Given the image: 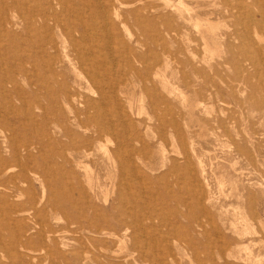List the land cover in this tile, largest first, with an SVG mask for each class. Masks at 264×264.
Instances as JSON below:
<instances>
[{"label": "rangeland", "instance_id": "1", "mask_svg": "<svg viewBox=\"0 0 264 264\" xmlns=\"http://www.w3.org/2000/svg\"><path fill=\"white\" fill-rule=\"evenodd\" d=\"M127 1L128 0H123V3H126ZM132 1L133 0H130V1H128L127 4H124L122 7H120V11H119L120 17L114 19V21L116 23V27L118 28V30L120 32V35L123 36L125 40H126L127 36H129V35H131L134 39H135V37H140V39L143 41L144 44H140L141 46H136V48H138V50L142 53L145 52V54H147V55H150L151 52L162 53V51L167 50L168 51V52L166 51L167 54L176 55L179 59H188L189 58L191 60V58L193 56L194 60H196V62L198 61V64H196V68H198L200 71H199V73H196V74L192 73L190 67L187 64H185L184 62L181 64V63H178L177 61H174V62L172 61L170 67L166 69V75H168V78L172 82L176 81V85H178L179 88L181 87L180 89L182 90V92H184L185 97H186L185 105L178 109L180 113L179 112H178L179 114L175 113V118L177 119V121H179V129L175 133L180 134L181 135V136H179L180 138L178 137V135L175 136L176 135L175 133H174L175 135L173 134L171 127L166 128V132H167L166 138L167 139L165 138L164 139L165 141L163 140L162 143L164 145L165 150L167 151V155H169V157H175V156L179 157L178 154L175 153V152H177L176 149L179 150L181 148L182 143H184V145L187 149V147L190 144L189 141L192 140V144H194L193 147L195 148L196 154L198 152V154L200 155V156L197 155V158L198 159L201 158L199 160L202 161L201 164H202V166H204L203 168L205 171L204 172L205 180H204V178H202L203 176L202 177L200 176V172L197 169L196 175H195V181L193 183L192 182L190 183L189 182L190 180L187 181L188 179L187 180L185 179V181H187L188 184L190 183L189 184L190 189H191V187H194V188L196 187L195 188L196 192L199 191V193H202V194L204 193V195L208 194L209 196H211L212 202L210 204H207V205L209 206V208H211V210L214 214V217L217 221V224L221 225L222 221H223V222H225L226 228L227 227L230 228V229L227 228V230H225V235H228V236L230 235V258H229L230 264H264V243H263L264 242V225L262 227V225L260 226V224H259V220H262L264 222V95H263L264 94V73H263L264 68H261V69L259 68V70H257L256 67H255L256 69L253 68L254 65H251L252 63L249 62V60L245 59L244 56H242V54H241V53H243V51L245 49H244V46L241 45L240 41L235 38L234 31H236V30L241 31L242 27L234 25L235 19L233 17H230V11L229 12L225 11L226 7H227V9H230V7L235 3V0H184V1L182 0L183 3L186 4V6H187L185 9H188V11L183 9L184 11L182 10L181 12H182L184 17L188 18L187 20H184V18H180L181 15H180V13H178L179 11L176 10L174 7H167V6L164 7L162 0H138L136 3L130 4V2H132ZM214 1L218 2V5L215 7L212 6V3ZM171 2L176 4L179 2V0H171ZM105 3H108V1H105ZM110 3L111 4L113 3L112 5L110 4V6L115 7L114 2L112 0L110 1ZM145 3L150 5L146 9L141 7V6H144ZM107 5H109V3ZM134 7L140 8V11H138V15H136V16L133 12L130 11ZM253 10H255V12H257L256 9L253 8ZM167 14H171V16H172L171 20H167V17H166ZM257 17L260 18V15L257 14ZM190 18H192V19L190 20ZM196 18L200 19L202 22L205 18H210L211 21L216 22V23H214L215 24L214 31L206 33V40L203 38V33H205V32L200 27L194 25L196 23ZM243 19L245 20L246 18H243ZM17 21L20 25L18 24V26H16V28H14L16 30L15 32L13 31L14 29H11V30H12V32L16 33L18 36L17 35L11 36L13 34V33H11L10 35L5 34V36L1 37V39H0V41H1L0 42V44H1L0 45V65L2 66V67L0 66V70H1L0 75L5 74L4 76H9L12 74V72L17 73V75H19V76H17L15 74H13L17 78V81L15 83H13V86H12V82H9V80H8V83L10 86H8L7 85L8 83L6 82L4 84L5 86L1 87V89H0V100H1L0 101V114H1L0 115V128H1L0 138L2 139V140L0 139L1 140L0 141V149L2 147L3 148L7 147V144H6L7 141L9 143L10 142H14V143L16 142V144L19 145L18 148H19L21 156L23 158L22 161H25L27 163L24 165H27L30 170H32L31 168H33L34 170L36 169L35 173L39 177H37L36 179L33 178L34 179L33 180L32 179L33 176L31 175L32 174L31 172H29L28 173L29 176H27L29 179L26 177L27 179L25 178L23 181L22 180L20 181L19 178L12 177V174L14 176V174L16 175V173L21 171L20 169H22L23 165L21 164V162H19L20 159L17 160V159H14L12 157V155L9 151V146L7 147L8 150H7V148H4L5 149L4 151H3V149H1L2 151H0V153H1L0 154V163H1L0 164V172H1L0 173V187H2L1 189H3V187H4L5 190L3 189V192H1V191L0 192L5 195L6 199H2L4 201H2L0 199V211L2 212V213L0 212V218L2 217L0 219V239L4 242H6L5 240H7L9 243L8 242H6V243L8 244L9 248H11V251H12L8 254L9 257H11V258H9L7 256L5 258L6 260H4V258H3V262L6 261L5 262L6 264H8L9 262H10L9 264H14V263L26 264V262H27V264H33L32 261L35 259V261L36 260L37 261L36 262L34 261V264H84V263H86V264H118L119 263L118 261L123 260L119 264H124V262H125V264H147V263L152 264L153 262H151V261H153V256H154V254L156 255V253L158 252L157 245H154V250L156 253H153L152 255H149L147 257L146 256H144V257L140 256L139 257L137 255L138 253L136 251L134 253V251L129 247L130 246L129 245L130 244V238H128V237H129L130 231L127 232V231H125V229H122V228L120 229V226H118L119 224H118V221L116 219V213H115L116 211L114 210V207H113V203H114L113 201L115 200L117 194H116V192L113 193L115 190L113 189V187H111V185L114 183L113 182L114 178L112 179L111 174H110L111 178L108 177L111 168L109 167V163L104 162V160L106 161V159H105V157H103V152H101V151H103V149L102 150H96V152H95L96 154L92 159V161H93L92 163L89 161H87L88 163H86V162L82 163V165L87 164L88 166L92 167V168L89 167L90 169H93L94 171L97 170V172H99V174L97 176L100 179L99 178L97 179L96 171H95V178H94L95 179L94 183H96L98 185V187L96 184H93L94 187H92V189L90 187L84 186V185H87L84 169L79 167L81 169L80 170L79 168H77L78 166H76V164L74 162L70 161V163L68 164L69 160L67 161V159H63V158L56 156L55 152L59 148L62 147L61 145H63V143L66 141V139H65V137H63L61 135L60 132H57L53 129L52 124H50L51 126L43 124L44 117L45 116L47 118L52 117L53 114L57 112L56 111L57 108L56 107L54 108L51 106V104H49L50 102L47 99V97L42 98L43 94L45 93L44 96H47V93L45 92V90H46L44 88L45 86H44L43 82L41 81V78H42L41 75H37L38 74L37 72L39 70L38 71L36 70L37 71L36 72L34 70V67L32 68L33 65L30 63L28 64L26 62L23 63L22 68L20 67V64L18 66V63L22 62L21 58L22 59L29 58L30 57L29 55L36 53L35 52L36 48L34 47L35 48L34 49L33 47H31V44H30L31 42L29 40H27V39H29L28 38L29 36L27 37V35H28L27 33H26L27 35H25V33H24L25 29L23 31V28H24L23 27L24 26L23 20L18 19ZM121 21L123 22L124 26L121 24ZM189 21H191V22H189ZM197 30L200 32H197ZM230 33H232V37H233L231 40H230ZM6 35H8V36H6ZM150 35H154V36L156 35L157 37L160 35V40L151 41ZM14 36H16L17 38H15ZM22 36H23V38H22ZM212 36H214V37H212ZM4 38H5V40H4ZM14 38H15V40H14ZM20 40H22V41H20ZM11 41H13V44L11 43ZM14 41L15 42L18 41V42L15 43ZM8 42H10V43L8 44ZM163 42H164V44H163ZM129 44L131 46H134L135 42L132 41ZM4 46H7V48ZM21 46H22V48H21ZM27 46H28V48H27ZM163 46L166 49H163ZM10 48L12 50V53H11V50H9ZM150 48L153 51H150ZM187 50H191L190 54L187 52ZM18 51H19V53H17ZM24 51L27 52L28 57H25L26 52H24ZM175 52H176V54H175ZM12 54L14 57L12 56ZM15 54H16V56H15ZM20 54H22V55H20ZM17 56L20 58L17 59L18 58ZM233 57H234V60H232ZM11 60L15 64L13 62H11ZM16 60H19V61H16ZM236 60H238V62H236ZM209 63H210V65H212L211 69L208 66ZM236 64L239 66H236ZM242 65L244 66V68ZM4 68L6 70H4ZM240 68H242V69H240ZM11 69H12V72H10ZM245 72L248 74H245ZM249 72H251V73H249ZM20 73L25 74V75H20ZM26 73H28V75ZM258 75H260V76H258ZM182 76L188 78V80L191 83L190 84H183L182 82L180 83L179 79H177V78L182 77ZM178 81H179V84H178ZM28 82L30 83V85L28 84ZM31 82H33V84L35 83L36 87H33L34 85ZM40 82H42V83L40 84ZM234 84H236V85H234ZM141 85L142 84H140L136 81V87L134 89V92L136 91V93L133 94V97L134 96L135 97H134V102H133L134 113H133L132 118L134 120L138 115V117L134 120L135 123L138 119H139L138 121L144 120V122L142 123V126H144V127L142 128V126H141V131H143V130L145 131V128H147V131L149 132V130L152 129V126H153V130H150V132H149V133H153V134H149L147 131H145V133L147 132L148 133L147 135H150V137H151L150 142H153V141L155 142L156 139H154L153 135L155 137L157 136L156 132H158V128L156 126V121L154 120L155 119L154 116H153V118H151L152 115H154V112L151 111V109L149 108V106L147 105V103L145 101V100H147V96H146V94H141V91H140ZM22 86H24V87H22ZM230 86H232V87H230ZM9 88H11V89H9ZM32 88H34V89H32ZM230 88H233V90ZM31 90H33V92H31ZM132 93H133V91H132ZM231 93H232V95H231ZM7 94H8V96H6ZM233 94L235 96H233ZM141 96L144 98V100H142L143 98ZM19 97H20V99H19ZM22 98L23 99L25 98V99L23 100ZM21 99L23 102L21 101ZM33 99H34V101L32 102ZM44 99H46L48 102L45 101ZM39 100H41L42 102ZM35 101H36V103H35ZM31 104H33V105L31 106ZM37 104H39L41 106H39ZM44 104H46V105H44ZM140 104L142 106L146 105L147 107L145 106V108H147V109L145 110L143 107V110H142L140 107ZM12 105H14V106L12 107ZM48 105H50V106L48 107ZM45 106H47V108ZM27 107L29 110L27 109ZM41 107L42 108L44 107V108L41 109ZM50 108L52 109V112H50V110H51ZM158 108L160 109L159 110L160 115L165 114V106L164 105H159ZM6 109H7V111H6ZM14 109H16L17 112H16V110L14 111ZM54 109H55V112L53 111ZM10 110H12L14 112H11ZM21 110H23V111H21ZM1 112H3V113H1ZM34 112L37 115L32 114ZM135 112L138 114L136 115ZM21 115H23L24 117L26 116V117L24 118ZM27 115L28 116L31 115V116L27 117ZM40 115H42V116H40ZM134 115H135V118H134ZM1 116L3 117V119L1 118ZM34 116L36 119L34 118ZM41 117H43V118H41ZM29 118H32V119H29ZM1 119H2V121H1ZM5 119L9 120V121H6ZM37 119H39L41 122L39 120L37 121ZM4 121H6V122H4ZM26 121H29V123H27ZM2 122H3V124H2ZM9 122H11V123H9ZM25 123H26V125H25ZM4 124H5V126H4ZM6 124H9L10 126L9 125L6 126ZM146 125H148V126H146ZM25 126H26L25 130L27 131V133L23 128ZM31 126L32 127L34 126V127L32 128ZM149 126H150V128H149ZM155 126H156L157 131L155 130ZM5 127L6 128L8 127V128L6 129ZM13 127H15V128H13ZM29 127L32 130L28 129ZM44 127H46V128H44ZM48 127L49 128L52 127L51 130ZM9 128H12V129H9ZM39 128H41V129H39ZM73 128L76 131H79V132L82 131L78 127L73 126ZM148 128H149V130H148ZM3 130L5 132L4 134H3ZM10 130L15 132V133H13L14 135L12 133H10ZM45 131H47V133ZM171 133H172V135H171ZM5 134H6L7 138L5 137ZM35 134H38V135L35 136ZM50 135L53 137H51ZM3 136H4V138H3ZM40 136L44 137V138L46 136V138L48 140L46 138L45 139L41 138ZM55 136H57V137H55ZM150 137H149V139H150ZM11 138H12V140H10ZM52 138L54 139V141H52L53 140ZM57 138H59V140H61V141H59ZM20 139H21V141H20ZM56 139H57V141H56ZM27 140H28V142H27ZM111 140H112L111 142L109 140H107L110 143L105 141L106 146L108 145L107 148L109 146H111L109 148H112L113 138H111ZM44 141H45V143H44ZM47 141H49V142L47 143ZM52 142H54L55 144L57 142H59V143H57L55 146L54 143H52ZM50 143H52V144H50ZM30 144H32V146ZM149 144L152 145L151 143H149ZM45 146H48V147L45 148ZM54 146H55V148H54ZM51 148H53V149H51ZM33 150H36V151H33ZM24 152H26V153H24ZM28 152L29 153L31 152L30 154H32V155H29ZM34 152H36L35 153L36 155L33 154ZM2 153L4 156H2ZM27 154H28V156H26ZM54 154H55V156H54ZM5 155H7V157ZM29 156H31V157L29 158ZM46 156L48 159L46 158ZM159 156L160 155L158 154L156 157L153 156L151 158V160L154 161L155 166L159 165V163H160V157ZM35 158H37V159H35ZM39 159H41V160H39ZM59 160H61V161H59ZM37 161L38 162L40 161V163H38ZM8 162H10V164H8ZM62 162L63 163L65 162V163L63 164ZM96 162H97V164H96ZM31 163H35V164H31ZM19 164H20V166H19ZM44 164H46V165H44ZM70 164L72 166H70ZM31 165H33V166H31ZM1 166H3V168ZM34 166H36V167H34ZM41 166L43 167V170H44V168H48L50 170L49 173H51V174L46 175L44 177L43 173H42V176H40L41 174L38 171H42ZM96 166H97V168H96ZM67 167L70 169V171H69L70 173L67 172L68 171ZM108 167L110 169H108ZM8 168L13 169L11 171V174L9 172L7 173V172H5V170H3V169H8ZM73 170L75 173H73ZM163 171H164V169L160 168V170L158 169V170H156V172L153 171L154 175H152L151 171H149V170H148V173L151 174V176H155L157 174L158 175L162 174ZM32 172H34V171H32ZM62 172H63V175H62ZM76 173H78V174H76ZM8 174H10L11 177ZM52 174L53 175L56 174V175L53 176ZM67 174H70V175H67ZM51 175L53 177H49ZM30 176H32V177H30ZM61 176H63L64 178L67 177V178H65L66 180L62 177L63 181L61 179L62 182H60L59 178ZM54 177H56V178L54 179ZM13 178L15 179V181H13ZM78 178L80 180H78ZM1 179H2L3 183L1 182ZM30 179L32 180L33 183L31 182ZM38 179H39V181H38ZM57 180H59V181H57ZM83 180H85V181H83ZM111 180H113V181L110 182ZM53 181H54V183H53ZM170 181H173V177L170 178ZM15 182L17 183V186H16ZM35 182L36 183L38 182V183L36 184ZM39 182H40V184H39ZM21 183H24L25 186H24V184L21 185ZM31 183H32V185H31ZM79 184L82 188L81 189L82 191H80V188H79L80 186H78ZM105 184H107V185H105ZM20 185H21V188H19ZM40 186L43 188H41ZM64 186H65V188H64ZM69 186L73 187V189H70ZM101 186H103V187L105 186L104 190ZM26 187H28V188H26ZM49 188H50V190L48 191ZM173 188H174L175 192L177 194H179V192L177 191V187L173 186ZM6 189L10 190V193ZM24 189H26V190H24ZM53 189H55V190H53ZM105 189H110V190L106 191ZM33 190H34V192H33ZM42 190H43V192H45V190H46V193H45L46 195L44 193H41ZM57 190L60 191L59 194L62 192L61 193L62 195L60 194L61 196L58 194ZM92 190L95 192L93 193ZM11 191H13V192H11ZM70 191H73L74 193L70 192ZM67 192H68V194H67ZM89 192H90V194H89ZM107 192H108V194H107ZM183 192H184L183 195H185L186 199L188 200V203L191 204L193 193L191 191H183ZM76 193H77V195H76ZM73 194H74L75 198H74V196H72ZM78 194H80V195H78ZM10 195H11V197H10ZM39 195H41L40 197H42L43 195L45 197H42V200H41V198L38 197ZM70 195L72 196V200L74 199L73 200L74 203L71 200ZM85 195H86V197H85ZM90 195H92V196H90ZM24 196H25V198H24ZM66 196H67V198H66ZM79 196L81 199L79 198ZM82 196H83V199H82ZM63 197H65L67 199L66 200L67 203H65V199H63ZM15 198H16V201H15ZM30 198H32V199L30 200ZM161 198H162V200L159 199L161 201L156 203V205H154L155 202L150 201L148 207H145V209L138 208L140 211H145V212L147 210H151L152 212L157 213L158 217H159V214L162 213L161 218H159L160 220L158 218H156V219H154V221L151 222L150 227L148 229L150 237H146V238H148V240L145 239L146 241L144 240V242L141 243V249L149 250L148 253L151 254L150 251L153 247V244L151 241H155L156 239H158L156 241L159 242V239L161 240V239L166 238V236H168L169 241H167L166 243L169 245V247L171 246V250L174 254V259L176 258L177 263H175L174 260L167 259L164 261L163 264H168V262H170V264H173V263L178 264L179 262H181V264H192L190 262L191 260H193V258L191 257V253L187 252L185 249L184 250H178L175 247L176 244L173 243V239L171 240V243H170V233L172 231L171 223L174 222V219L176 216L174 213H176L177 209L178 210L179 209L180 210H186L185 206L181 203V204H178L179 207H176L177 203H175V200L173 197L172 198L161 197ZM25 199H26V201H25ZM35 200H36V202H35ZM49 200L58 206L60 204L59 207H61L62 202H63L64 207H61V208L55 207V209H54L52 203ZM59 200H62V201H59ZM93 200H96L95 202L99 208L102 207L101 209H97V210H99V212L97 211L99 213V215L101 214L100 217H99L98 213L95 212L96 208H98V207ZM171 200H172V202H170ZM8 201H10V202H8ZM56 201H58V202H56ZM76 201L78 202L79 205L75 204V203H77ZM70 202H72V203H70ZM166 203L168 205H171V207L168 206ZM9 204H10V206H7ZM35 205H37V206H35ZM42 205H44V207ZM158 205H160V206L156 207ZM87 206H89L90 209L87 210V208H89ZM166 206H168V207H166ZM7 207H9V208H7ZM38 207H40L42 210L37 209ZM71 207H72V209H75V210L78 209L77 211L80 210V212L72 210ZM44 208H45V210H44ZM85 208H86V210H85ZM91 208H93V209H91ZM163 208H164V212H163ZM62 209H63V211H62ZM70 209H71V211H70ZM5 210L8 211L9 214ZM10 210L12 212H10ZM83 210H85V211H83ZM105 210L108 212L104 213L103 211H105ZM64 211H65V213H63ZM101 211H102V213H101ZM110 211H112V212H110ZM23 212H26V213H23ZM27 212H30L31 214L29 213V216H28ZM43 212H45V213H43ZM49 212H51V213H49ZM85 212H87L88 214ZM170 212L172 214H170ZM140 213H142V212H140ZM36 214L39 217L35 216ZM56 214L60 215L61 217L59 216L60 217L59 218L58 216H56ZM165 214H167V215H165ZM44 215H45L46 219L43 218ZM102 215H103V217L101 219ZM164 215L167 217H165ZM21 216H23V217H21ZM72 216L73 217L75 216L76 219L75 218L73 219ZM16 217H19V218H16ZM56 217H58L57 220H56ZM66 217H68L69 219ZM90 217L94 218V219H91ZM96 217L98 218V220ZM162 217L164 220L162 219ZM38 218L40 219V222L38 221L39 220ZM86 218H87V220H86ZM106 218H108V220ZM100 219H101V221H100ZM7 221H8V223H7ZM11 221H12V223L14 222L13 223L14 225L11 223ZM31 221L34 223H32ZM37 221H38V223H36ZM183 221L185 222L186 220H183ZM80 222H83L84 224L80 223ZM88 222H90V223L92 222V223L88 224ZM165 222H167V223H165ZM179 222H180V219H179ZM2 223H3V225H2ZM17 223H18V226H17ZM40 223H41V225L44 223L42 225V227L39 225ZM66 223H68V225ZM85 223H86V225H85ZM95 223H96V226H95ZM181 223H183V222L181 221ZM25 224H26V226H25ZM27 224L30 227H28ZM34 224H36V225H34ZM87 224L91 230L89 228H87ZM97 224H98V226H97ZM7 225L9 227H7ZM50 225L52 228L50 227ZM76 225H80V226H76ZM151 225L153 227H151ZM162 225H165V228L167 230L164 228V226L162 227ZM14 226H15V228H14ZM69 226L71 228H69ZM114 226H117L119 228L117 229V227H114ZM245 226L247 227V229L245 228ZM53 227H54V229H53ZM106 227H107V229L105 230L104 228H106ZM160 227L163 229H161ZM169 227H171V228H169ZM8 228H10V229H8ZM38 228H40V229H38ZM75 228H76V230L74 232ZM79 228H81V229H79ZM92 228H93V230H92ZM70 229L73 231L72 233H70ZM86 230L88 231V233ZM120 230L122 231L121 233H120ZM246 230H247V232H246ZM13 231L14 232L16 231V232L14 233ZM77 231H79V233ZM244 231L246 233H249V234H246ZM248 231H250V232H248ZM254 231H256L257 234L254 233ZM33 232H34V234H33ZM106 232H107V234H106ZM115 232H117V233H115ZM16 233H17V235H16ZM20 233H22V235ZM85 233H87V234H85ZM89 233H91V234H89ZM108 233H114V234H117V236L119 234L124 235L125 236L124 237L125 239H123L124 242L120 243L117 236L112 237ZM150 233H151V235H150ZM18 234H19V236H18ZM57 234H59L60 236L58 235V237H57ZM92 234H93V236H92ZM127 234H128V236H127ZM82 235H83V237H82ZM98 235H100V238ZM22 236H23V238H22ZM50 236H52V237H50ZM86 236H88V237L86 238ZM90 236H92V237H90ZM95 236L96 237L98 236V238L100 240L96 241V239H98V238H96ZM9 237L11 239H9ZM20 237H21V239H20ZM17 238H19V239H17ZM53 238H55V239L53 240ZM56 238H58V239H56ZM77 238H78V241H77ZM94 238H96V239L94 240ZM115 238L118 240H114ZM154 238H155V240H154ZM79 239H80V241H79ZM149 239H151V240H149ZM90 240L94 243H92ZM111 240H112V242H111ZM22 242L25 245H23ZM147 242L148 243L150 242L149 247L145 245V243H147ZM37 243H38V245H37ZM66 243H68L67 246L69 248H67V246L65 247ZM95 243H96V245H95ZM242 243L246 247L245 249L244 248L242 249V246H243V245L241 246ZM244 243H246V245ZM249 243H250V245H249ZM255 243H259V244L263 243V246L257 245V244H256L257 245L256 246ZM92 244L94 245V247L92 246ZM111 244H114V245H111ZM107 245H109V246H107ZM151 245H152V247H150ZM247 245H249V247ZM104 246H107V247H104ZM95 247L97 248V250ZM23 248H25V249H23ZM48 248H50L51 250ZM80 248L83 251H79V250H81ZM103 248L106 249V251H103ZM111 248H112V250H110ZM144 248H146V249H144ZM46 249L48 250V252ZM251 249H253V252H251L252 251ZM27 250H28V252H27ZM42 250H43V252H42ZM64 250H65V252H64ZM124 250H126V251H124ZM130 251L134 253V256H133V258L132 257L128 258L129 259V261H128L126 254ZM247 251H249V254L247 253ZM85 252H86V255H85ZM104 252H106V253H104ZM109 252H110V254L112 253L111 257L109 256ZM87 253H88V255H87ZM231 253H232V255H231ZM75 254H76V256H75ZM83 255L86 256L85 259H83L84 258ZM200 255H202V257L205 259L203 253ZM99 256H100V258H99ZM104 256H106L108 260ZM137 256H138V259H137ZM178 256H180L181 258ZM24 257L25 258L27 257V258L25 259ZM65 257H68V258H65ZM79 257H81V259H79ZM120 257H122V258H120ZM70 258H72V259H70ZM94 258H95V260H94ZM118 258H120V260H118ZM7 259H8V261H7ZM17 259H18V261H17ZM24 259L26 260V262ZM76 260H79L80 262L78 261L79 262L78 263ZM84 260H85V262H84ZM91 260H93V261H91ZM111 260H114V261H111ZM177 260H179V261H177ZM81 261H82V263H81ZM219 261H221V260H219ZM194 263L197 264L196 261Z\"/></svg>", "mask_w": 264, "mask_h": 264}, {"label": "bare ground", "instance_id": "2", "mask_svg": "<svg viewBox=\"0 0 264 264\" xmlns=\"http://www.w3.org/2000/svg\"><path fill=\"white\" fill-rule=\"evenodd\" d=\"M105 1H108L109 5H107L108 3H105ZM110 1L111 0H0V39H1V37L5 36V34L10 35L11 33H13L11 36L17 35L16 33H14L16 31L14 28H16V26H18V24H19L17 20L18 19L23 20V22H24L23 31L25 29V32H24L25 35L28 34L27 37L29 36L28 37L29 39H27V40H29L31 42L30 43L31 47L36 48V50H35L36 53L29 55L30 57L27 59L21 58L22 62L18 63V66L20 64V67L22 68L23 63L26 62L28 64L29 63L32 64L33 65L32 68L34 67L35 71L39 70L38 72L36 71L38 73L37 75H41V77H42L41 81L43 82V84L45 86L44 88L46 89V90L45 89L44 90L47 93V96H44L45 93L43 94V96L41 95L42 93L40 95L42 96V98L47 97V99L50 102L49 104H51L52 107L57 108L56 109L57 112L54 113L52 117H50V118L48 117L49 118L48 119L45 116L43 119V124H46V125L52 124L53 129L57 132H60L61 135L63 137H65V139H66V141L63 143V145H61L62 147L59 149L57 148L58 150L55 152V154L57 157L67 159V161L69 160L68 164L71 161V162H74L76 164V166H78L77 168L80 167V168L84 169L85 176H86V184H87L84 186L90 187L92 189V187H94L93 184H96V183H94L95 182V179H94L95 178V171H96V176L99 174V172H97V170L94 171L93 169H90L92 167L88 166L87 164L82 165V163H84V162L88 163L87 161L92 163L93 162L92 159L96 154L95 153L96 150H102L103 149V151H101V152H103V157H105V159H106V161L104 160V162L109 163V167L111 168L109 175L111 174L112 179L114 178V181L111 180L110 182H112V181L114 182L111 185V187H113V189L115 190V191L113 190L114 191L113 193L116 192V194H117L115 200L113 199L114 200L113 201L114 202L113 207H114V210L116 211L115 213H116V219H117L118 224H119L118 226H120V229L121 228L125 229V231H127V232L130 231L129 237H128V238H130V244H129L130 246L129 247L134 251V253L136 251L138 253L137 255L139 257L140 256L141 257L142 256L147 257L149 255H152L153 253H156L154 250V245H157L158 252L156 253V255L154 254L153 261H151V262H153L152 264H154V263L155 264H163L164 261L167 259L174 260L175 263H177L176 258L174 259V254L171 250V246L169 247V245L166 243L167 241H169L168 236H166V238H164V239H161V240L159 239V242L156 241L158 239L155 240L156 237L154 236L155 241H151L153 244V247H152V245L150 246V247H152V249L150 251L151 254L148 253L149 250L141 249V243L144 242L145 239L148 240V238H146V237H150L148 229L150 227L151 222L154 221V219H156V218H158V219L161 218L162 213L161 214L158 213L159 214V217H158L157 213L152 212L151 210H147L145 212V211H140L138 209V208L145 209V207H148L150 201L155 202L154 205H156V203H158L162 200L161 197H164V198H172L173 197L175 200V203H177L176 207H179L178 204L182 203L185 206L186 210H180V209L178 210L177 209L178 211L176 210V213H174L176 216H175L174 222L171 223L172 231L170 233V243H171V240L173 239V243L176 244L175 247L178 250H184L185 249L187 252L191 253V257L193 258V260H191L190 262L192 264H195L194 263L195 261L197 262V264H230V259H229L230 258V235L229 236L225 235V230H227V228L228 229H230V228L229 227L226 228L225 222H223V221H222L221 225L217 224V221L214 217V214H213L211 208H209V206L207 205V204H210L212 202L211 196H209L208 194L204 195V193L203 194L199 193V191L196 192V190H195L196 187L195 188L191 187V189H190L189 184L191 182L193 183L195 181V175H196L197 169L200 172V176L201 177L203 176L202 178H204V180H205V177H204L205 171L203 168L204 166H202V164H201L202 161L199 160L201 158H199V159L197 158V155H199V154H198V152L196 154L195 148L193 147L194 144H192V140L189 141L190 144L187 147V149H186L184 143L181 144V148L179 150L176 149L177 152H175V153L178 154L179 157H177V156L169 157V155H167V151L165 150L164 145L162 143V141L167 137V132H166L167 127L172 128L173 134L178 131L179 121H177V119L175 118V113H178L179 112L178 109L180 107H183L185 105V102H186V97H185L184 92H182V90L180 89L181 87L179 88L178 85H176V81L172 82L168 78V75H166V69L170 67L172 61L173 62L177 61L178 63H181V64L184 62L185 64H187L190 67L191 72L196 74V73H199V71H200L198 68H196V64H198V61L196 62V60H194L193 56H192L191 60L189 58L188 59H179L176 55L167 54V52H168L167 50H166L167 52L164 50V51H162V53L151 52L150 55L145 54V52L144 53L140 52L138 50V48H136V46H141L140 44H144L143 41L140 39V37H135V39H134L131 35H129V36H127V38L125 40L124 37L120 35V32H119L118 28L116 27V23L114 21V19L120 17V12H119L120 7H122L124 4H127L128 1H130V0H128L126 3H123V0L122 1L121 0H112L114 2L115 7L110 6V4H111ZM137 1L138 0H133L132 2H130V4H134ZM162 1L164 4V7L165 6L174 7L176 10L179 11L178 13H180V15H181L180 18H184V20L188 19L187 17H184L182 12H181L183 9H185L187 7L186 4L183 3L184 0L183 1L179 0V2L176 4L172 3L171 0L170 1L169 0H162ZM217 5H218V2H216V1H214L212 3V6H214V7ZM149 6H150L149 4L145 3L144 6H141V7L146 9ZM253 8L256 9L257 12H255V10H253ZM185 10L188 11V9H185ZM130 11L133 12L136 16V15H138V11H140V8L134 7ZM225 11H228V12L230 11V17H233L235 19L234 25L242 27L241 31L240 30L234 31L235 38L240 41L241 45H243L244 49H245L243 51V53H241L242 56H244L245 59L249 60V62L252 63L251 65H254L253 68L256 67L257 70H259V68L260 69L264 68V0H235V3L230 7V9H227V7H226ZM257 14L260 15V18L257 17ZM166 17H167V20H171V18H172L171 14H167ZM243 18H246V19L244 20ZM191 19L192 18H190V20ZM189 22H191V21H189ZM214 23H216V22L211 21L210 18H205L203 20V22L200 19L196 18V23L194 25L200 27L205 32V33H203V38L206 40V33L212 32L215 29ZM121 24L124 26L122 21H121ZM11 29H14L13 30L14 32H12ZM197 32H200V31L197 30ZM6 36H8V35H6ZM14 37L17 38L16 36H14ZM212 37H214V36H212ZM15 38H14V40H15ZM22 38H23V36H22ZM232 38H233L232 33H230V40ZM4 40H5V38H4ZM150 40L151 41H158V40H160V35L158 37L156 35L155 36L150 35ZM20 41H22V40H20ZM132 41L135 42L134 46H131L129 44ZM17 42H15V43H17ZM9 43L10 42H8V44ZM11 43L13 44V41H11ZM163 44H164V42H163ZM7 46H4V47L7 48ZM11 48L9 50H11ZM21 48H22V46H21ZM27 48H28V46H27ZM163 49H166V48L163 46ZM150 51H153V50L150 48ZM24 52H26V51H24ZM187 52L190 54L191 50H187ZM11 53H12V50H11ZM17 53H19V51ZM16 54H15V56H16ZM175 54H176V52H175ZM20 55H22V54H20ZM25 55H24L25 57H28L27 52L25 53ZM12 56H13V54H12ZM19 58L20 57H18L17 59H19ZM232 60H234V57L232 58ZM16 61H19V60H16ZM11 62H13V61L11 60ZM236 62H238V60H236ZM237 64H236V66H239ZM208 66L210 67V69L212 68V65H210V63ZM243 68H244V66H243ZM12 69L10 70V72H12ZM240 69H242V68H240ZM4 70H6V69L4 68ZM21 73H20V75H25V74H21ZM249 73H251V72H249ZM13 74L17 75V73H13V72L9 76H4L5 74L0 75V89H1V87L5 86L4 84L6 82L8 83V80H9V82H12V86H13V83H15L17 81L16 76ZM26 74L28 75V73H26ZM245 74H248V73L245 72ZM17 76H19V75H17ZM258 76H260V75H258ZM177 79H179L180 83L182 82L183 84H190L191 83L188 80V78L183 77V76L179 77ZM136 81L138 83L142 84L140 87L141 94H146L147 100H145V101H146L147 105L149 106V108L151 109V111L154 112V115H152L150 113L152 115L151 118H153V116H154V118H155L154 120L156 121V126L158 128V132H156L157 130H156V126H155V130H156L155 132H156L157 136L155 137L153 135L154 139H156L155 142L153 141L154 143L150 142L151 137H150V135H147L150 132V130H153V126H152V129H150V130H149V128H150V126H149V128H148L149 132L147 131V128H145V131L148 132V133L147 132L145 133L144 130L141 131V126H142V123L144 122V120L138 121L139 120L138 119L136 121V123L134 121L138 117V115H137L138 113L135 112L137 117L135 118V115H134V118H135L134 120L132 118L133 113H134L133 102H134V97H135V96L133 97V94L136 93V91L134 92V89L136 87ZM179 81H178V84H179ZM42 82H40V84ZM31 83L33 84V82H31ZM28 84L30 85L29 82H28ZM7 85L10 86L9 83ZM33 85H34L33 87H36L35 83ZM234 85H236V84H234ZM22 87H24V86H22ZM230 87H232V86H230ZM9 89H11V88H9ZM32 89H34V88H32ZM230 89L233 90V88H230ZM132 91H133V93H132ZM31 92H33V90H31ZM231 95H232V93H231ZM6 96H8V94ZM233 96H235V95L233 94ZM19 99H20V97H19ZM22 99H21V101H22ZM44 100L47 101L46 99H44ZM142 100H144V98ZM33 101H34V99L32 100V102ZM39 101H41V100H39ZM35 103H36V101H35ZM46 104H44V105H46ZM32 105L33 104H31V106ZM37 105H39V104H37ZM159 105L165 106V114H163V115L159 114V110H160L158 108ZM13 106L14 105H12V107ZM39 106H41V105H39ZM49 106L50 105H48V107ZM145 106L146 105L142 106L140 104V107L142 110H143V107L145 110L147 109V108H145ZM45 107L47 108V106H45ZM43 108L41 107V109H43ZM27 109H28V107H27ZM15 110L16 109H14V111ZM6 111H7V109H6ZM10 111L14 112L12 110H10ZM21 111H23V110H21ZM53 111L55 112V109ZM16 112H17V110H16ZM50 112H52V109L50 110ZM1 113H3V112H1ZM32 114L35 115L36 113L34 112ZM21 116H23V115H21ZM30 116L27 115V117H30ZM40 116H42V115H40ZM1 118L3 119L2 116H1ZM32 118H29V119H32ZM34 118H35V116H34ZM41 118H43V117H41ZM2 119H1V121H2ZM39 119H37V121ZM6 121H9V120H6ZM6 121H4V122H6ZM26 122L29 123V121H26ZM9 123H11V122H9ZM2 124H3V122H2ZM7 125H9V124H6V126ZM25 125H26V123H25ZM4 126H5V124H4ZM73 126L80 128L82 131L81 132L76 131L73 128ZM146 126H148V125H146ZM143 127L144 126H142V128ZM13 128H15V127H13ZM23 128L25 130L26 126ZM44 128H46V127H44ZM51 128H49V129L51 130ZM9 129H12V128H9ZM28 129L32 130L30 127ZM39 129H41V128H39ZM0 130H1V128H0ZM11 131L12 130H10V133H12V134L15 133V132H13V131L11 132ZM47 131H45V132L47 133ZM4 133L5 132L3 130V134ZM26 133H27V131H26ZM149 134H153V133H149ZM37 135L38 134H35V136H37ZM171 135H172V133H171ZM177 135H178V137L181 136L180 134H176L175 136H177ZM148 136L150 137V139ZM5 137H6V134H5ZM51 137H53V136H51ZM55 137H57V136H55ZM3 138H4V136H3ZM41 138H44V137H41ZM45 138H46V136H45ZM111 138H113V146H112V148H109L111 146H109L107 148L108 145L106 146L105 141L108 142L107 140H109L111 142L112 141ZM57 139L59 140V138H57ZM57 139H56V141H57ZM10 140H12V138ZM20 141H21V139H20ZM52 141H54V139ZM59 141H61V140H59ZM27 142H28V140H27ZM48 142L49 141H47V143ZM110 142H108V143H110ZM44 143H45V141H44ZM52 143H54V142H52ZM52 143H50V144H52ZM57 143H59V142H57ZM149 143H151L152 145H150ZM6 144H7V147L9 146V151H10L12 157L14 159H17V160L20 159L19 162H21V164L23 165L22 169H20L21 171H19L18 173L15 172L17 176L15 174L13 176V174H12V177L19 178L20 181L21 180L23 181L27 176H29L28 175L29 172L32 173L31 175L33 177L30 176V177H32V179L33 178L36 179L37 177H39L35 173L36 169L34 170L33 168H31L32 170H30L27 165H24L27 163L25 161H22L23 158H22L20 150L18 148L19 145H17L16 142L15 143L14 142L9 143L8 141ZM56 144L54 143L55 146H56ZM30 145L32 146V144H30ZM55 146H54V148H55ZM7 147H4V148H7ZM46 147H48V146H45V148ZM4 148L2 147L1 149H3V151H4L5 150ZM1 149H0V151H2ZM51 149H53V148H51ZM7 150H8V148H7ZM33 151H36V150H33ZM26 152H24V153H26ZM30 153L28 152L29 155H32ZM35 153L36 152H34L33 154H35ZM28 154L26 156H28ZM55 154H54V156H55ZM158 154L160 155L159 156L160 157V163H159V165L155 166L154 161L151 160V158L153 156L156 157ZM7 155H5V156L7 157ZM2 156H4L3 153H2ZM30 157L31 156H29V158ZM46 158H47V156H46ZM35 159H37V158H35ZM39 160H41V159H39ZM59 161H61V160H59ZM35 163H31V164H35ZM38 163H40V161ZM8 164H10V162H8ZM96 164H97V162H96ZM44 165H46V164H44ZM19 166H20V164H19ZM31 166H33V165H31ZM36 166H34V167H36ZM70 166H72V165L70 164ZM1 167L3 168V166H1ZM109 167H108V169H110ZM96 168H97V166H96ZM160 168L164 169L162 174H159V175L157 174L155 176H151V174L148 173V170H149V171H151L152 175H154L153 171L156 172V170H158V169L160 170ZM3 170H5V172H7V173L9 172L11 174V171L13 169L8 168V169H3ZM32 171H34V172H32ZM69 171H70V169L68 168L67 172H69ZM38 172L41 174L40 176H42V173H43L44 177L46 175L51 174V173H49L50 170L48 168H44V170H43V167H42V171H38ZM73 173H75L74 170H73ZM10 174H8V175L10 176ZM76 174H78V173H76ZM52 175L49 177H53L56 174L53 176ZM62 175H63V172H62ZM67 175H70V174H67ZM109 175H108V177L111 178V175L110 176ZM56 177H54V179ZM62 177L63 176H61L59 178L60 182L63 181ZM171 177H173V181H170ZM14 178H13V181H15ZM65 178H67V177H65ZM98 178L99 177L97 176V179ZM61 179H62V181H61ZM185 179L186 180L188 179L187 181L190 180L189 181L190 183L188 184L187 181H185ZM78 180H80V179L78 178ZM38 181H39V179H38ZM54 181H53V183H54ZM57 181H59V180H57ZM83 181H85V180H83ZM1 182L3 183L2 179H1ZM31 182H32V180H31ZM32 183H31V185H32ZM23 184L24 183H21V185H23ZM39 184H40V182H39ZM21 185L19 188H21ZM105 185H107V184H105ZM16 186H17V183H16ZM24 186H25V184H24ZM65 186H64V188H65ZM78 186H80V184ZM173 186L177 187V191L179 192V194H177L175 192ZM97 187H98V185H97ZM101 187L104 190L105 186L104 187L101 186ZM1 188L2 187H0V191L3 192L4 187H3V189H1ZM26 188H28V187H26ZM41 188H43V187H41ZM79 188H80V191H82L81 186ZM70 189H73V187H70ZM10 190H7V191H9V193H10ZM24 190H26V189H24ZM49 190H50V188L48 189V191ZM53 190H55V189H53ZM105 190L108 191L110 189H105ZM13 191H11V192H13ZM57 191L59 194L60 191L59 190H57ZM183 191H191L193 193L191 204L188 203V200L186 199L185 195H183L184 194ZM1 192H0V199L1 200L6 199L5 195ZM33 192H34V190H33ZM70 192H73V191H70ZM94 192L95 191H93V193ZM41 193L45 194L46 190H45V192H43V190H42ZM67 194H68V192H67ZM89 194H90V192H89ZM107 194H108V192H107ZM76 195H77V193H76ZM78 195H80V194H78ZM92 195H90V196H92ZM40 196L41 195H39L38 197H40ZM72 196H74V194ZM72 196L70 197L71 200H72ZM10 197H11V195H10ZM42 197H45V196L43 195ZM42 197H40L41 200H42ZM85 197H86V195H85ZM24 198H25V196H24ZM66 198H67V196H66ZM66 198L63 197V199H65V203H67ZM74 198H75V196H74ZM79 198H80V196H79ZM31 199L32 198H30V200ZM82 199H83V196H82ZM159 199H161V200H159ZM2 201H4V200H2ZM15 201H16V198H15ZM25 201H26V199H25ZM59 201H62V200H59ZM93 201L95 202L96 200H93ZM8 202H10V201H8ZM35 202H36V200H35ZM56 202H58V201H56ZM170 202H172V200ZM70 203H72V202H70ZM73 203H74V201H73ZM75 204H78V202ZM95 204H96V202H95ZM44 205H42V206L44 207ZM52 205H53L54 209H55V207L58 208L60 206V204L58 206L55 203H52ZM7 206H10V204ZM35 206H37V205H35ZM159 206L160 205H158L156 207H159ZM168 206L171 207V205H168ZM168 206H166V207H168ZM61 207H64L63 202H62ZM61 207H59V208H61ZM72 207H71V209H72ZM87 207H89V206H87ZM97 207H98V205H97ZM7 208H9V207H7ZM101 208H99V207L96 208L95 212H97V211L99 212V210H97V209H101ZM37 209L40 210L41 208L38 207ZM71 209H70V211H71ZM88 209H90V207L87 208V210ZM91 209H93V208H91ZM11 210H10V212H12ZM44 210H45V208H44ZM72 210H75V209H72ZM77 210H75V211H77ZM85 210H86V208H85ZM85 210H83V211H85ZM62 211H63V209H62ZM6 212L9 214L8 211H6ZM77 212H80V210ZM103 212L107 213L108 211L105 210ZM110 212H112V211H110ZM140 212H142V213H140ZM163 212H164V208H163ZM171 212H170V214H172ZM23 213H26V212H23ZM27 213L29 216L30 212H27ZM43 213H45V212H43ZM49 213H51V212H49ZM63 213H65V211ZM85 213H87V212H85ZM101 213H102V211H101ZM57 214H56V216L59 217L60 215H57ZM98 215H99V213H98ZM100 215H99V217H100ZM165 215H167V214H165ZM23 216H21V217H23ZM35 216H37V214ZM19 217H16V218H19ZM37 217H39V216H37ZM58 217H56V220L58 219ZM102 217H103V215L101 216V219H102ZM165 217H167V216H165ZM43 218L46 219L45 215ZM66 218H68V217H66ZM74 218H75V216L73 217V219ZM87 218H86V220H87ZM91 219H94V218H91ZM101 219H100V221H101ZM106 219L108 220V218H106ZM162 219H163V217H162ZM179 219H180V222H179ZM97 220H98V218H97ZM183 220H186V221L184 222ZM38 221L40 222V219ZM38 221L36 223H38ZM181 221L183 223H181ZM7 223H8V221H7ZM11 223H12V221H11ZM32 223H34V222H32ZM68 223H66V224L68 225ZM80 223H83V222H80ZM89 223L90 222H88V224ZM165 223H167V222H165ZM88 224H87V228H89ZM259 224H260V226L262 225V227H263L264 222L262 220H259ZM2 225H3V223H2ZM34 225H36V224H34ZM39 225L42 227L41 223ZM51 225H50V227H51ZM85 225H86V223H85ZM17 226H18V223H17ZM25 226H26V224H25ZM27 226H28V224H27ZM76 226H80V225H76ZM95 226H96V223H95ZM97 226H98V224H97ZM163 226L165 228V225H162V227ZM7 227H9V226L7 225ZM28 227H30V226H28ZM114 227H117V226H114ZM151 227H153V226L151 225ZM14 228H15V226H14ZM69 228H71V227L69 226ZM118 228L119 227H117V229ZM169 228H171V227H169ZM245 228L247 229L246 226H245ZM8 229H10V228H8ZM38 229H40V228H38ZM53 229H54V227H53ZM79 229H81V228H79ZM104 229L106 230L107 227ZM161 229H163V228H161ZM75 230H76V228L74 229V232H75ZM92 230H93V228H92ZM250 231H248V232H250ZM72 232L73 231L70 229V233H72ZM77 232L79 233V231H77ZM121 232L122 231L120 230V233ZM246 232H247V230H246ZM87 233H88V231H87ZM87 233H85V234H87ZM115 233H117V232H115ZM254 233H256V231H254ZM20 234L22 235V233H20ZM33 234H34V232H33ZM89 234H91V233H89ZM106 234H107V232H106ZM108 234H110L112 237L117 236V234H114V233H108ZM246 234H249V233H246ZM16 235H17V233H16ZM58 235L59 234H57V237H58ZM150 235H151V233H150ZM18 236H19V234H18ZM88 236H86V238ZM92 236H93V234H92ZM92 236H90V237H92ZM98 236L100 238V235H98ZM98 236L97 237L95 236V237L98 238ZM127 236H128V234H127ZM50 237H52V236H50ZM82 237H83V235H82ZM117 237H118L120 243L124 242L123 241V239H125L124 235L119 234ZM22 238H23V236H22ZM96 238H94V240ZM99 238L96 239V241L100 240ZM9 239H11V238L9 237ZM17 239H19V238H17ZM20 239H21V237H20ZM54 239L55 238H53V240ZM56 239H58V238H56ZM118 239L115 238L114 240H118ZM149 240H151V239H149ZM5 241L8 242L7 240H5ZM77 241H78V238H77ZM79 241H80V239H79ZM6 242H4L0 239V264H6L5 263L6 261L3 262V258H4V260H6L5 258L7 256L9 257L8 254L10 252H12L11 248H9V246ZM111 242H112V240H111ZM92 243H94V242H92ZM149 243L147 242V243H145V245L149 247ZM263 243H260V244L255 243V245L257 244V245L263 246ZM67 244L68 243H66L65 247L67 246ZM244 244L246 245V243H244ZM23 245H25V244L23 243ZM37 245H38V243H37ZM95 245H96V243H95ZM111 245H114V244H111ZM242 245H243V243L241 244V246ZM249 245H250V243H249ZM249 245H247V246L249 247ZM92 246L94 247L93 244H92ZM107 246H109V245H107ZM107 246H104V247H107ZM67 248H69V247L67 246ZM243 248L245 249L246 247L243 245L242 249ZM23 249H25V248H23ZM48 249H50V248H48ZM144 249H146V248H144ZM96 250H97V248H96ZM110 250H112V248ZM251 250L250 251L253 252V249H251ZM79 251H83V250L81 249ZM103 251H106V249L103 248ZM124 251H126V250H124ZM27 252H28V250H27ZM42 252H43V250H42ZM47 252H48V250H47ZM64 252H65V250H64ZM104 253H106V252H104ZM134 253L131 251L128 252L127 254L125 253L127 259L130 257L133 258ZM202 253L204 254L205 259L202 257V255H200ZM232 253H231V255H232ZM247 253L249 254V251H247ZM111 254L109 252L110 257H111ZM85 255H86V252H85ZM85 255H83L84 256L83 259L86 258ZM87 255H88V253H87ZM75 256H76V254H75ZM138 256H137V259H138ZM104 257L107 259L106 256H104ZM178 257H180V256H178ZM9 258H11V257H9ZM65 258H68V257H65ZM99 258H100V256H99ZM120 258H122V257H120ZM120 258H118V260H120ZM70 259H72V258H70ZM79 259H81V257H79ZM94 260H95V258H94ZM219 260H221V261H219ZM7 261H8V259H7ZM17 261H18V259H17ZM34 261H35V259L32 261L33 264H34ZM76 261L78 262L79 260H76ZM91 261H93V260H91ZM111 261H114V260H111ZM122 261H118V262L120 263ZM128 261H129V259H128ZM177 261H179V260H177ZM25 262H26V260H25ZM84 262H85V260H84ZM81 263H82V261H81ZM179 263L181 264V262H179ZM14 264H17V263H14ZM22 264H24V263H22ZM26 264H27V262H26ZM84 264H86V263H84ZM124 264H125V262H124ZM168 264H170V262H168Z\"/></svg>", "mask_w": 264, "mask_h": 264}]
</instances>
